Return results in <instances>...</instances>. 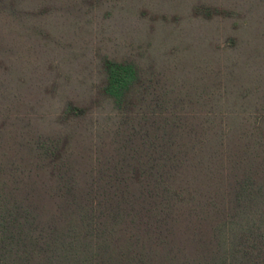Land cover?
<instances>
[{"label":"trees","instance_id":"1","mask_svg":"<svg viewBox=\"0 0 264 264\" xmlns=\"http://www.w3.org/2000/svg\"><path fill=\"white\" fill-rule=\"evenodd\" d=\"M103 71L119 119L108 151H77L75 132L41 136L21 144L24 167L0 169V264H264V115L215 123L223 115L177 111L196 101L145 83L132 62ZM91 112L68 102L59 122Z\"/></svg>","mask_w":264,"mask_h":264},{"label":"rangeland","instance_id":"2","mask_svg":"<svg viewBox=\"0 0 264 264\" xmlns=\"http://www.w3.org/2000/svg\"><path fill=\"white\" fill-rule=\"evenodd\" d=\"M17 1L19 15L0 12V169L24 167L35 137L75 132L77 151L109 150L119 119L100 95L105 59L196 101L177 111L264 115V0ZM68 102L91 106L87 120L61 124Z\"/></svg>","mask_w":264,"mask_h":264}]
</instances>
